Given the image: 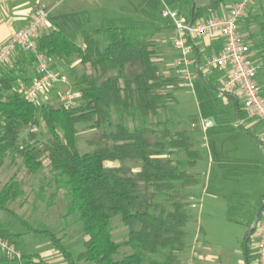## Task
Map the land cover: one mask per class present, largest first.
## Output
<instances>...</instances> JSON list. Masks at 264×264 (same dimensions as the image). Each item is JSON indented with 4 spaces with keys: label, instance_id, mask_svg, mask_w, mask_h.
<instances>
[{
    "label": "trees",
    "instance_id": "1",
    "mask_svg": "<svg viewBox=\"0 0 264 264\" xmlns=\"http://www.w3.org/2000/svg\"><path fill=\"white\" fill-rule=\"evenodd\" d=\"M189 2L192 5L193 0ZM223 4L224 0H210L206 6H191L193 18L216 14ZM243 22L253 42L251 51L261 57L264 71V15L248 16ZM164 29L82 30V45L58 30L42 33L38 49L49 61L58 60L71 68L79 61L85 68L77 77L78 106H39L24 100L16 89L18 82L33 80L27 75L29 68L36 66V58L24 51H17L21 57H13L0 74V169L16 154L31 175L38 174L48 161L56 182L55 193L48 200L52 203L64 190L66 207L61 218L66 227L70 221L80 226L84 250L75 256L56 234L33 229L15 217L30 234L47 236L66 264H180V255L187 249L188 227L193 220L190 200L193 190L205 185L201 174L189 170H195L204 157L195 148L189 130L173 132L162 128V123L155 126L151 122L170 103H178L175 92L185 84L183 79L165 76L160 68L156 41ZM227 96L236 101L243 119L239 98ZM113 115L117 117L115 124ZM41 122L51 135L44 144L33 134ZM129 122L136 127L132 129ZM108 125L110 131L104 130L90 141L94 148L82 152L79 126L103 130ZM240 128L255 137L243 125ZM27 130L33 142L21 146V135ZM173 152L186 155L180 164L183 169L170 157ZM107 162L119 166L108 167ZM52 185L44 181L37 200L46 201ZM24 196L21 183L12 177L0 190V211L13 215L9 205ZM116 216L129 229L124 244L113 239L111 224ZM256 232L254 229L245 237L247 264L254 256L250 240ZM19 236L0 224V238L14 245ZM123 246L131 253L117 259ZM23 259L19 263L0 256V264H49L38 254Z\"/></svg>",
    "mask_w": 264,
    "mask_h": 264
},
{
    "label": "rangeland",
    "instance_id": "2",
    "mask_svg": "<svg viewBox=\"0 0 264 264\" xmlns=\"http://www.w3.org/2000/svg\"><path fill=\"white\" fill-rule=\"evenodd\" d=\"M244 1L224 0L223 7L231 6L232 8ZM209 2L210 0H193L190 5L189 0H52L53 5L48 7L49 25L47 29L48 31H61L75 44L82 45V30L169 28L173 22L162 16L164 9L193 16L191 11L193 4L201 7L208 5ZM215 15H221L219 10ZM257 15H264V0H250L244 16L239 22L241 37L249 45L250 51L253 42L249 40V30H246L243 19ZM206 16L210 15L204 17ZM252 30H256L255 25ZM161 44L158 42L157 47L162 46ZM161 54L163 52H160L158 60L162 73L165 76L183 79L178 68L173 66V60L171 62V59L163 61ZM250 58L258 67V81L264 94V71L261 57L251 51ZM49 62L60 75L67 78V83H59L50 88L37 104L39 106L47 104L55 107L61 106L63 96L71 92L76 98L74 106L80 105L81 94L76 84L77 77L84 73L85 68L79 61H76L72 68L58 60L53 59ZM223 73L218 70H210L205 75L218 76L220 74L223 76ZM223 80L221 81L223 82ZM193 81L194 84L191 88L181 89V87L175 92L177 104L170 103L168 109L151 118V122L155 126L162 123V128L166 126L173 132L189 130L195 142V148L203 154V157L205 155L211 159L210 187H207L205 194L202 185L197 187L193 190L196 191L193 192L192 200H190L191 203L199 202V209H189L193 220L188 227L187 249L180 255V264L191 263L188 258L191 255L187 250L195 247L191 257L196 262L198 261L197 248L203 242V233L206 234L208 242L207 254L216 257L209 259L205 254L206 257L201 264H247L243 258L245 237L250 232L264 202V152L256 137L247 135L240 128L235 107L236 101L233 98H228L227 95H221L218 90L212 89L201 77L193 78ZM222 82H218L219 88L222 87ZM239 99L240 106L244 111L243 100L240 97ZM245 120L247 122L243 127L253 129L256 136L264 141V136H262L264 127L259 120L250 117L247 113ZM206 121H210L213 125L203 131L202 128ZM116 122L117 117L113 115L112 124ZM252 122L257 123L253 126ZM129 125L132 129L136 127L131 122ZM104 130L110 131L111 125L106 126L103 130H90L85 126H79L81 151H91L94 146L90 144V141L100 136ZM33 134H36V140L40 144L47 143L51 139L49 131L42 122L34 129ZM32 142L29 131H24L20 138L21 146ZM170 157L180 168H184L180 165L186 160V155L183 152H173ZM206 165V162L200 163L195 170L189 171L198 172L205 181ZM106 166L113 167L119 166V164L107 162ZM50 170L48 161H45L42 170L36 175H31L25 169L19 155L7 158L4 167L0 169V190L12 177H15L21 183L25 196L9 205L15 215L0 211V224L20 235L16 238V244L13 246L23 255V258L38 254L49 264H66L61 253L54 249L47 236L30 234L19 221L26 222L33 229L46 230L56 234L66 249L75 256L84 250V237L80 232V226L70 221V225L66 227L61 218L66 207L64 190L59 192L52 203L51 200H48L49 196L55 193L56 185ZM44 181L45 183L50 181L53 185L47 190V200L43 202L37 200V194ZM111 231L113 239L117 243L124 244L127 241L129 229L121 222L119 216L113 218ZM250 247L254 254L251 264H255L257 232L251 237ZM130 253L131 249L123 246L117 259ZM0 256L5 255L0 251ZM217 256L220 257L217 258Z\"/></svg>",
    "mask_w": 264,
    "mask_h": 264
},
{
    "label": "built area",
    "instance_id": "3",
    "mask_svg": "<svg viewBox=\"0 0 264 264\" xmlns=\"http://www.w3.org/2000/svg\"><path fill=\"white\" fill-rule=\"evenodd\" d=\"M250 0L235 5L228 15L209 14L204 18H194L192 15H182L162 11V16L173 22V47L178 53L176 65L179 74L185 81V87L193 86L194 75L191 67H198L200 73L218 70L226 77L220 88L227 94H233L243 100L244 110L250 117L257 118L264 127V94L258 81V67L250 58V47L240 34V20L244 16ZM48 13L40 10L34 13L28 23L19 29L7 42L0 46V74L11 63L17 51H24L36 58L37 73L30 82L19 81L18 93L28 102L37 103L48 90L56 84H66L67 78L60 75L48 59L39 52L38 37L48 28ZM220 35L225 41V47L219 53L207 57L200 67V60L193 57L196 40L209 36ZM204 71V72H203ZM75 96L68 92L62 98V105L67 108L75 105ZM212 125L206 121L204 130ZM192 200V198H191ZM197 203H191L192 209H197ZM257 250L255 264H264V210L257 225ZM0 251L5 257L23 263V255L7 240L0 238ZM33 264V263H28Z\"/></svg>",
    "mask_w": 264,
    "mask_h": 264
},
{
    "label": "crops",
    "instance_id": "4",
    "mask_svg": "<svg viewBox=\"0 0 264 264\" xmlns=\"http://www.w3.org/2000/svg\"><path fill=\"white\" fill-rule=\"evenodd\" d=\"M52 5H53L52 0H0V46L2 44H4L5 42H7L19 29L23 28L28 23L30 17L34 13H36L37 11H40V10L46 11L48 13V7L52 6ZM230 11H231V6L230 7L228 6L225 8L222 6L219 9V13L221 15L229 14ZM45 32H50V31H48V29H46ZM173 33H174V30H173L172 26L169 28L165 27L161 36L157 39V43L158 42L162 43L161 44L162 46H158L159 51L161 53L163 52V54H161V56H163L162 60L164 61V60H168V59L170 60L171 59L170 62L173 60V66H175L177 68L178 66L176 65V61H177L179 55L173 47ZM163 34H165V35H163ZM195 43L197 45L194 48L193 57L197 61L200 60V67H201V65H203V62L207 57H209L213 54L219 53L225 47V41L222 38V36H220V35L209 36V37H206L202 40H196ZM169 44H170V46H169ZM168 50L170 52L169 54H171L170 56L168 54ZM172 50H173V53H172ZM19 57H21V55L19 54V52H17L14 55V59L15 58L17 59ZM190 69L194 75V78L201 77L206 82L210 81L212 84H214L216 86H218V82H222L221 80L225 79V77H226L225 73H223V76L220 74L218 76L217 75L206 76L204 73H200L198 71L199 69L197 66L191 67ZM36 73H37L36 66H34L33 68L30 67L29 71H28L27 78L33 79L36 76ZM193 84H194V81H193ZM181 87H182L181 89H184V88L186 89L185 85H183ZM228 106L230 107V104ZM230 109H232V108H230ZM236 112H237V114H239L238 111H236ZM242 112H243V119H241V125H245V123L247 122V120H245L246 111L245 110L243 111V109H242ZM256 123L257 122H252L251 124L254 126V125H256ZM260 124L262 125L261 122H260ZM212 125L209 128H211ZM241 125H239V126H241ZM193 127H194V125H193ZM262 127H263V125H262ZM209 128H207V129H209ZM247 128L250 131L254 132L255 137L259 141V143L260 142L264 143V141L262 139H260V137L256 136V133H255V131H253V129H251L249 127H247ZM202 130L206 131V130H204V128H202ZM262 136H264V134ZM205 158H206V160H205ZM205 162L207 163V165H206L205 170H204V173H205L204 174L205 175V185L203 188L204 194L206 192L205 190L207 189V187L208 188L210 187V164H211L210 157H207L204 155V160L202 161V163H205ZM197 205H198L197 209H199V202H197ZM197 209H194V210H197ZM203 238L204 239H203L202 244L200 246H198V248H197V252L199 253V256H197L198 257L197 262L193 259V257H191L192 254L194 253L193 251H195L194 249H196V247L193 249L191 248V249L187 250V251H189L188 253L191 255L190 256L191 259L188 256L189 261H191V263L189 262L190 264H201V262L204 260V257H206L205 254L207 255V258H209V259L214 258L215 259V257H216L215 255H211L209 253L207 254L206 246L208 245V242L206 240V234H204V233H203ZM243 256H244V250H243ZM219 257L217 256V258H219ZM243 258H244V261L246 262L245 257H243Z\"/></svg>",
    "mask_w": 264,
    "mask_h": 264
},
{
    "label": "water",
    "instance_id": "5",
    "mask_svg": "<svg viewBox=\"0 0 264 264\" xmlns=\"http://www.w3.org/2000/svg\"><path fill=\"white\" fill-rule=\"evenodd\" d=\"M194 6H195V4H193V7H194ZM193 22H194V18L191 19L190 24H193ZM218 92H219L221 95H228L227 93H225V92H224L223 90H221V89H219ZM238 124L241 125V118H240L239 114H238ZM259 144H260V146H261L262 151L264 152V143H263V142H260ZM263 204H264V202H263ZM262 209H263V208H261V209L259 210V212H258V214H257V216H256V219H255V222H254V224H253V226H252V228H251L249 234H251L252 231H253L254 229L257 228V225H258L259 220H260V216H261Z\"/></svg>",
    "mask_w": 264,
    "mask_h": 264
}]
</instances>
